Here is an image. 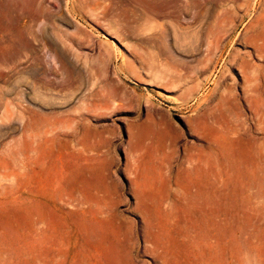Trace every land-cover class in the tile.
<instances>
[{"label": "rangeland", "instance_id": "374dc122", "mask_svg": "<svg viewBox=\"0 0 264 264\" xmlns=\"http://www.w3.org/2000/svg\"><path fill=\"white\" fill-rule=\"evenodd\" d=\"M164 3L0 0V264H264V0Z\"/></svg>", "mask_w": 264, "mask_h": 264}, {"label": "bare ground", "instance_id": "6f19581e", "mask_svg": "<svg viewBox=\"0 0 264 264\" xmlns=\"http://www.w3.org/2000/svg\"><path fill=\"white\" fill-rule=\"evenodd\" d=\"M142 3H143V6H144V9H145V11L147 12V14H148V16H149V14L151 13V14H153V15H155V13H162V11L164 10V5H165V3H164V1L165 0H140ZM171 1V0H170ZM186 1V0H185ZM206 1V0H205ZM261 1V0H260ZM174 2V1H173ZM203 3V2H202ZM251 3V2H250ZM201 4V3H200ZM199 4V5H200ZM259 4V3H258ZM246 4H244V6H245ZM188 6V5H187ZM243 6V7H244ZM250 6H251V4H250ZM259 6H260V4H259ZM200 7V6H199ZM242 7V6H241ZM204 11H206L205 9H200L199 10V20H198V18H196L197 19V21L199 22V23H201V21L204 19ZM24 18V17H23ZM149 18H150V16H149ZM262 18V17H261ZM264 19V18H263ZM6 20H7V13H6V11L4 10V8L2 7V9H0V29H2V30H5L6 28H8L7 27V24H6ZM17 20V19H16ZM17 21H19V20H17ZM196 21V20H195ZM19 23V22H18ZM196 23V22H195ZM66 26V25H65ZM153 26V25H152ZM25 27H27V26H25ZM155 27V26H154ZM194 27V26H193ZM69 28V27H68ZM15 29H17V28H15ZM25 30L27 31V33H28V27L27 28H25ZM163 31V30H162ZM57 32V31H56ZM76 32V31H75ZM43 33V32H42ZM53 33H55V32H53ZM52 32H50V30H45L44 31V39H46L47 41V43H49L50 44V46L51 47H54L55 49H57V50H59V52H61V53H65V54H68V50H70L69 48H71V47H68V45H67V42H65V40L63 39L64 38V36L63 37H61L60 36V33H55V34H53ZM74 33V32H73ZM197 35H196V39H197V41H196V43H195V45H194V51H199V49L201 48L200 47V44H201V42H199V41H202V30H201V27L197 30ZM78 34V33H77ZM20 37V36H19ZM73 38L72 39H74L75 37L74 36H72ZM253 39L251 40V42H250V44L252 45V49L254 50V52L257 54V55H259L260 57H262L263 59H262V62H263V65H264V25L262 26V29H260V30H256V33L253 35V37H252ZM21 39V38H20ZM23 39V38H22ZM69 39V38H68ZM71 42V41H70ZM47 45V44H46ZM70 45V44H69ZM71 45H73V44H71ZM74 46V45H73ZM209 46V45H208ZM211 48L210 47H208V50H210ZM53 50V49H52ZM183 50V49H182ZM68 51V52H67ZM186 51V50H185ZM188 52H189V50H187ZM197 51V52H198ZM191 52V51H190ZM20 53H21V43L18 41V40H13L12 41V43H10V45L8 46V47H2V46H0V55H3V56H6V55H8L9 57H12L13 59H16L19 55H20ZM186 53V52H185ZM184 53V54H185ZM203 53V52H202ZM205 53V52H204ZM200 54V53H199ZM205 54H207V53H205ZM205 54H203L204 56H205ZM64 55V54H63ZM76 56V55H75ZM199 56H201V55H199ZM71 57V56H70ZM189 57V56H188ZM188 57H186V58H188ZM191 57V59L193 58L192 56H190ZM189 57V58H190ZM64 58L65 59H67L68 57L67 56H64ZM73 58V57H72ZM181 58H182V56H181ZM185 58V57H184ZM184 58H182V59H184ZM70 59V58H69ZM191 59H189V60H191ZM195 61L196 60H198V61H202L203 59L202 58H198L197 59V56H196V58H193ZM32 60V59H31ZM34 60H35V57H34ZM185 60V59H184ZM63 61V60H62ZM70 61V60H69ZM72 61H73V59H72ZM186 61V60H185ZM192 61V60H191ZM30 62H32V61H30ZM34 63V62H33ZM36 63V62H35ZM74 63V62H73ZM261 63V62H260ZM61 64V63H60ZM63 64H64V62H63ZM181 64L183 65V64H185V62H183V61H181ZM237 64V63H236ZM31 65V64H30ZM37 65V64H36ZM50 65V64H49ZM33 66V65H32ZM51 66V65H50ZM49 66V67H50ZM53 66V65H52ZM34 67V66H33ZM67 67V66H66ZM69 67V66H68ZM189 67V66H188ZM35 68V67H34ZM55 68V67H54ZM54 68H52V69H54ZM51 69V70H52ZM57 69V68H56ZM56 69H54L55 70V72H56ZM68 69V68H67ZM48 70V69H47ZM50 70V71H51ZM254 70V69H253ZM255 70H256V68H255ZM48 72H49V70H48ZM32 73H34V72H32ZM51 73H53V72H51ZM68 73H70L71 75H73V72L72 71H69L68 70ZM67 73V74H68ZM250 73V72H249ZM88 75V74H87ZM73 79V78H72ZM111 83V82H110ZM248 83V82H247ZM49 84V83H48ZM47 83L46 84H44L43 85V88H44V91H43V89L41 90V92L42 93H45V91H48L49 90V92L48 93H46L47 95H49L50 94V91H53V90H51L52 88H49V85H48ZM110 85V84H109ZM246 85H248V84H246ZM261 85V84H260ZM42 86V85H41ZM71 87H72V85H70ZM51 87V86H50ZM58 87V86H57ZM118 86H115L114 88H117ZM261 87V86H260ZM66 88V87H65ZM76 88V87H75ZM75 88H73V89H75ZM58 89V88H57ZM56 89V90H57ZM70 89V88H69ZM68 89V90H69ZM103 89V88H102ZM118 89V88H117ZM39 90V89H38ZM55 90V91H56ZM248 89H246V91H247ZM253 90V89H252ZM251 90V91H252ZM259 90V89H258ZM54 91V92H55ZM63 91V90H62ZM66 91V90H65ZM72 91V90H71ZM74 91V90H73ZM72 91V92H73ZM254 91V90H253ZM101 92V91H100ZM228 92V91H227ZM249 92V91H248ZM57 93H59V92H57ZM112 93H114V92H112ZM230 93V92H229ZM252 93V92H251ZM51 94H56V92L55 93H51ZM65 94V93H64ZM67 94H69V93H67ZM76 94V93H75ZM75 94H72V96L74 95V97H75ZM246 94V93H245ZM58 95V94H57ZM56 95V96H57ZM62 95V94H61ZM71 95V94H70ZM117 95V94H116ZM232 95H233V93H232ZM44 96V95H43ZM60 96V95H59ZM68 96V95H67ZM66 96V97H67ZM46 97V96H45ZM51 97V96H50ZM58 97V96H57ZM57 97H56V99H57ZM61 97V96H60ZM60 97H58V98H60ZM108 97V96H107ZM114 97V95L112 96V98ZM116 97V96H115ZM48 98V97H47ZM62 98H64V96L62 97ZM73 98V97H72ZM76 98V97H75ZM104 98V97H103ZM51 99H53V97L52 98H50L48 101H51ZM55 99V100H56ZM65 99H67V100H64L65 101V103H66V101H68L69 102V100H68V98H65ZM108 99V98H107ZM234 99V98H233ZM44 100H46V99H44ZM58 100H60V99H58ZM57 100V101H58ZM101 100H103L102 98H101ZM104 100H105V98H104ZM109 100V99H108ZM47 101V102H48ZM114 101V100H113ZM63 102V101H62ZM228 102V101H227ZM52 103V102H51ZM51 103H47V105H52ZM60 103V102H59ZM109 103H110V101H109ZM60 104H62V103H60ZM63 104H64V102H63ZM114 104V103H113ZM54 105H56L55 103H54ZM59 105V104H58ZM65 105V104H64ZM104 105H106V104H104ZM109 105V104H108ZM109 106H113L112 105V103H111V105H109ZM50 107V106H49ZM52 107V106H51ZM50 107V108H51ZM59 107V106H58ZM60 107H61V105H60ZM65 107H66V105H65ZM69 107V106H68ZM105 107V106H104ZM114 107H116V106H114ZM114 107H112V109L114 108ZM118 107V106H117ZM120 107V106H119ZM56 108V107H55ZM59 109V108H58ZM101 109V108H100ZM107 109V108H106ZM62 110H63V107H62ZM61 110V111H62ZM97 110H98V112H99V109L97 108ZM102 110V109H101ZM105 110V109H104ZM114 110H115V108H114ZM91 110L89 109V112H90ZM109 111V110H108ZM208 111V110H207ZM68 112V111H67ZM86 112V111H85ZM97 112V113H98ZM101 112V111H100ZM104 112V111H103ZM54 113V112H53ZM62 113V112H61ZM63 114V113H62ZM61 114V115H62ZM70 115H72V114H70ZM74 116V115H73ZM76 116V115H75ZM74 116V117H75ZM79 116V115H78ZM84 116V115H83ZM73 117V118H74ZM203 117V116H202ZM231 117V116H230ZM258 117V116H257ZM221 118V117H220ZM75 119V118H74ZM205 119H206V117H205ZM226 119V118H225ZM83 120V119H82ZM79 121H81V120H79ZM213 121V120H212ZM249 122V121H248ZM50 123H52V122H50ZM54 123V122H53ZM226 123V122H225ZM250 123V122H249ZM256 123V122H255ZM156 124H157V122H156ZM51 125V124H50ZM56 125V124H55ZM150 125V124H149ZM158 125V124H157ZM251 125V124H250ZM252 125H253V123H252ZM259 125V124H258ZM73 126V125H72ZM72 126H70V127H72ZM221 126V125H220ZM69 127V128H70ZM157 127V126H156ZM155 127V128H156ZM49 128V127H48ZM74 128H75V126H74ZM84 128H86V127H84ZM150 128V127H149ZM153 128V127H152ZM203 128V127H202ZM208 128V127H207ZM252 128H253V126H252ZM256 128V127H255ZM47 129V128H46ZM154 129V128H153ZM204 129V128H203ZM205 129H206V127H205ZM214 129H215V127H214ZM258 129V128H257ZM51 130H52V128H51ZM76 130V129H75ZM212 130H213V128H212ZM211 130V131H212ZM159 131V130H158ZM204 131V130H203ZM46 132V131H45ZM72 132V131H71ZM243 132V131H242ZM51 133V132H50ZM49 133V134H50ZM68 133V132H67ZM48 134V133H47ZM57 134V133H56ZM72 134V133H71ZM147 134V133H146ZM68 135H70V134H68ZM75 135V134H74ZM242 135V134H241ZM31 136H32V134H31ZM40 136V135H39ZM71 136H73V134L71 135ZM147 137V136H146ZM242 138H243V135L241 136ZM39 138V137H38ZM28 139V138H27ZM32 139V138H31ZM143 139V138H142ZM83 140L84 139H81V141H80V143L82 142V143H84L83 142ZM32 142H33V140H31ZM29 142V141H28ZM28 142H27V145H28ZM35 142V141H34ZM86 144V143H85ZM85 144H83V145H85ZM34 145V144H33ZM137 145H139V144H137ZM30 146V145H29ZM28 146V147H29ZM86 146V145H85ZM36 149H37V146H36ZM82 149V148H81ZM29 150H30V148H29ZM29 150H28V152H29ZM85 150V149H84ZM83 151V150H82ZM34 152H36V151H34ZM29 156V155H28ZM71 175H72V173H70ZM70 177V176H69ZM68 177V178H69ZM72 177V176H71ZM67 178V179H68ZM70 179V178H69ZM68 182H69V180H68ZM65 188V187H64ZM79 189V188H78Z\"/></svg>", "mask_w": 264, "mask_h": 264}]
</instances>
